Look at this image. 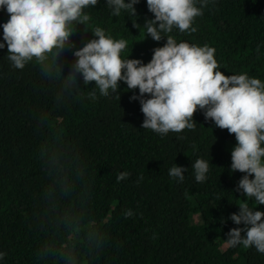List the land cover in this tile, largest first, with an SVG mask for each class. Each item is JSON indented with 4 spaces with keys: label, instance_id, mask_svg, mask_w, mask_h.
Masks as SVG:
<instances>
[{
    "label": "trees",
    "instance_id": "1",
    "mask_svg": "<svg viewBox=\"0 0 264 264\" xmlns=\"http://www.w3.org/2000/svg\"><path fill=\"white\" fill-rule=\"evenodd\" d=\"M134 7L135 17L113 16L98 0L84 9L91 20L75 25L74 47L47 67L33 59L22 70L8 59L9 14L0 8V264H264L254 246L225 244L231 229L245 227L230 219L241 202L264 212L238 190L245 174L230 171L234 134L198 109L194 130L161 135L141 127L140 98L131 99L138 89L121 81L105 97L81 74L69 78L74 51L95 38V27L128 41L122 58L150 62L167 38H145L154 15L147 0ZM202 12L196 32L162 35L212 47L217 70L264 82V0H208ZM197 159L209 162L199 183ZM174 164L187 169L182 182L168 174ZM121 172L130 175L117 182Z\"/></svg>",
    "mask_w": 264,
    "mask_h": 264
},
{
    "label": "clouds",
    "instance_id": "2",
    "mask_svg": "<svg viewBox=\"0 0 264 264\" xmlns=\"http://www.w3.org/2000/svg\"><path fill=\"white\" fill-rule=\"evenodd\" d=\"M112 15L119 16L122 10L136 16L139 0H106ZM147 0L148 10L154 19L146 20V36L154 41L166 37L162 47L153 50L147 64L139 59H124L121 53L128 47L125 39H114L101 27L91 31L94 39L74 51L76 58L69 78L83 77L85 86L94 82L102 96L109 90L117 92L123 81L128 90H139L144 129L161 135L185 129L194 130L196 111L202 110L205 119L229 134H234L236 146L231 152V172L244 173L238 190L247 198H255L264 205V82L251 78L246 73L225 75L215 59V49L187 42L177 43L169 34L173 28L181 33L197 31L193 27L196 17L203 15L202 8L208 0ZM98 0H0L9 20L3 24V41L7 45L8 59L15 69H24L30 61L46 65L51 57L55 61L68 46L74 47L70 38L75 34V25H86L90 15L84 9L96 6ZM138 28L139 24L133 23ZM86 32V31H85ZM0 43V49L5 47ZM149 98L143 99L145 95ZM95 99V92L89 93ZM195 180L204 182L209 172V162L197 159L192 165ZM187 169L174 164L169 176L184 180ZM128 172L117 175V182L129 177ZM240 211L230 219L244 228H233L225 244L228 247L242 245L255 247L264 254V212L250 209L241 202ZM133 215L132 210L124 213ZM242 232L244 235L242 236ZM5 253L0 252V259Z\"/></svg>",
    "mask_w": 264,
    "mask_h": 264
},
{
    "label": "rangeland",
    "instance_id": "3",
    "mask_svg": "<svg viewBox=\"0 0 264 264\" xmlns=\"http://www.w3.org/2000/svg\"><path fill=\"white\" fill-rule=\"evenodd\" d=\"M195 223H200L201 222V218L200 217H196V219L194 220Z\"/></svg>",
    "mask_w": 264,
    "mask_h": 264
}]
</instances>
